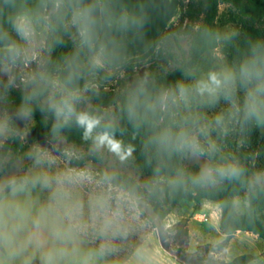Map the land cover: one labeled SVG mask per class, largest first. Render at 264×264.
Returning a JSON list of instances; mask_svg holds the SVG:
<instances>
[{
    "label": "clouds",
    "instance_id": "obj_1",
    "mask_svg": "<svg viewBox=\"0 0 264 264\" xmlns=\"http://www.w3.org/2000/svg\"><path fill=\"white\" fill-rule=\"evenodd\" d=\"M63 7L53 5L57 10ZM104 7L73 6L67 20L56 11L44 28L55 37L71 24L81 43L92 47L95 12ZM20 30L26 37L32 32L27 26ZM5 52L9 61L22 55L14 44ZM185 76L164 87L145 77L123 93L122 111L143 133L144 148L155 160L151 175L142 180L106 162L108 155L124 162L133 151L116 138L112 122L76 113L73 97L50 92L48 104L58 122L67 123L74 116L91 145L87 154L65 149L60 156L52 154L55 148L34 147L24 157L30 161L26 168L21 160L0 157V264H118L117 241L166 191L212 186L225 179L240 182L249 193L264 185V173L245 177L237 160L218 158L217 144L233 126L264 127V42L250 44L233 63L206 73L188 71ZM28 83L29 101L55 87L44 70L33 73ZM221 100L226 107L208 115L207 109ZM27 114L25 110L21 115ZM0 131H9L6 122H0ZM87 157L101 167H93ZM201 157L206 162L198 170L184 166L183 161ZM229 207L239 212L242 201Z\"/></svg>",
    "mask_w": 264,
    "mask_h": 264
},
{
    "label": "trees",
    "instance_id": "obj_2",
    "mask_svg": "<svg viewBox=\"0 0 264 264\" xmlns=\"http://www.w3.org/2000/svg\"><path fill=\"white\" fill-rule=\"evenodd\" d=\"M60 3L62 9H54ZM179 14L164 30L161 40L153 52L144 60L127 63L122 73L109 85L95 81L87 84L76 93L72 100L76 113H88L100 117L102 123L112 122L114 135L124 144L131 145L133 151L127 158L135 175L122 172L126 176L149 177L155 163L145 150L143 133L135 129L122 111V97L125 89L134 81L147 77L157 87H164L182 80L185 73L192 69L201 55L219 48L220 52L231 62L236 61L255 42H264V0H178ZM220 4L227 7L219 12ZM56 11H62L65 19H70L71 10L60 1H47L43 10L44 24ZM225 24L234 26V31L220 40L221 27ZM17 47L18 32L14 34ZM81 40L76 27L68 24L55 35L48 32L45 37L46 58L41 68L32 72L47 71L51 80L60 72L61 65L71 47ZM54 83V82H53ZM29 83L8 84L0 89V99L6 101L10 112L28 111L31 122L26 130L30 134L29 142L17 134H11L0 147V157L18 159L27 152L31 144L63 139L75 147L90 148L91 141L84 139V127L73 116L67 123L57 120L55 112L49 107L48 96L54 91L57 97H67L55 87L35 100H27L31 94ZM59 123V127L57 126ZM17 129V128H16ZM240 129L242 144L234 158L245 170V177L264 173V129L258 131L252 125ZM99 129H94V132ZM184 166L191 171L198 170L196 164ZM245 186L238 181L227 179L215 185L202 188H182L166 191L151 202L154 212L160 220L179 206L181 201L201 202L208 200L219 207L218 227L224 240L217 244L204 246L208 257L204 264H249L256 255L245 253L235 256L228 262L214 258L213 253L223 250L236 231L250 232L264 240V185L251 193L247 190V208L238 213L230 210L234 199L243 194ZM159 239L162 236L159 233ZM162 246L168 250L161 241ZM175 257L180 264H191L201 257L186 252L182 247L176 249Z\"/></svg>",
    "mask_w": 264,
    "mask_h": 264
},
{
    "label": "rangeland",
    "instance_id": "obj_3",
    "mask_svg": "<svg viewBox=\"0 0 264 264\" xmlns=\"http://www.w3.org/2000/svg\"><path fill=\"white\" fill-rule=\"evenodd\" d=\"M47 1L58 0H0V89L8 84L28 83V78L35 68H41L46 58L43 10ZM64 1V0H59ZM72 7L87 3H102L103 11L97 10V24L92 47L75 43L64 59L60 72L54 76L55 88L66 96L76 98V92L83 90L87 84L95 81L109 85L122 73L129 62L146 59L156 48L164 30L175 21L179 14L178 0H70ZM220 4L219 12L226 9ZM32 29L30 36L21 32L22 27ZM18 32L17 48L22 55L9 61L6 48L15 45V32ZM220 40L234 31V26L225 24L221 27ZM16 46V45H15ZM94 61H99L97 65ZM231 63L215 48L201 55L196 65L189 71L206 73L221 64ZM188 72V71H187ZM186 79V76L184 77ZM226 105L221 100L215 107L207 109L208 115L221 111ZM21 112H10L6 101L0 99V122H6L9 131H0V147L13 133L19 135L24 142H29L30 134L26 130L31 119ZM261 131L264 127L252 125ZM17 128V129H16ZM219 157H231L239 151L242 144L239 125L233 126L226 135L217 138ZM51 151L55 156L62 155L65 149L87 154L89 148L75 147L63 139L46 141L39 144L29 143L30 149L18 160L26 168L30 161L24 159L34 147ZM93 167H101L95 159L87 157ZM106 162L114 165L121 172L135 175L129 164L113 160L110 155ZM205 158L186 160V165L196 164L200 167ZM246 198V202H245ZM242 201L241 210L247 208V188L243 194L234 199ZM206 217V221L202 218ZM219 207L216 203L203 200L181 201L172 208L163 220H160L150 205L146 213L133 222L127 234L117 241L115 259L118 264H178L175 253L178 247L193 253L198 258L191 264H204L208 257L204 246L217 244L224 240V234L218 227ZM159 233L162 240L159 239ZM161 241L167 246L166 250ZM143 243L142 245H140ZM138 248L133 257L127 261ZM250 253L256 258L249 264H264V240L250 232L236 231L223 250L213 253L214 258L228 262L235 256ZM180 264V263H179Z\"/></svg>",
    "mask_w": 264,
    "mask_h": 264
},
{
    "label": "crops",
    "instance_id": "obj_4",
    "mask_svg": "<svg viewBox=\"0 0 264 264\" xmlns=\"http://www.w3.org/2000/svg\"><path fill=\"white\" fill-rule=\"evenodd\" d=\"M69 1L70 0H64V1H60V2H63L67 6V8L72 11V2L70 3ZM142 244L143 243H141L140 245H142ZM140 245L136 248V250L132 253L131 257L127 261H129L133 257V255H135V253L138 251V248L140 247Z\"/></svg>",
    "mask_w": 264,
    "mask_h": 264
},
{
    "label": "built area",
    "instance_id": "obj_5",
    "mask_svg": "<svg viewBox=\"0 0 264 264\" xmlns=\"http://www.w3.org/2000/svg\"><path fill=\"white\" fill-rule=\"evenodd\" d=\"M202 218H203L205 221H206V219H207L206 217H202Z\"/></svg>",
    "mask_w": 264,
    "mask_h": 264
}]
</instances>
